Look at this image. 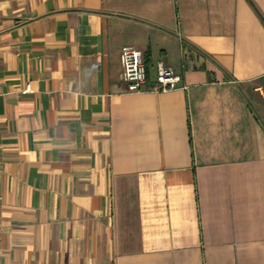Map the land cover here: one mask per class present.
I'll list each match as a JSON object with an SVG mask.
<instances>
[{"label": "crops", "instance_id": "obj_1", "mask_svg": "<svg viewBox=\"0 0 264 264\" xmlns=\"http://www.w3.org/2000/svg\"><path fill=\"white\" fill-rule=\"evenodd\" d=\"M0 264H264V0H0Z\"/></svg>", "mask_w": 264, "mask_h": 264}, {"label": "built area", "instance_id": "obj_2", "mask_svg": "<svg viewBox=\"0 0 264 264\" xmlns=\"http://www.w3.org/2000/svg\"><path fill=\"white\" fill-rule=\"evenodd\" d=\"M120 78L126 83L127 91L140 92H166L175 88H184L180 85L181 75L171 66L162 61L156 62V72L151 85L145 87L147 81V68L142 53L136 48L124 45L119 50ZM31 92L27 85L20 90L21 94Z\"/></svg>", "mask_w": 264, "mask_h": 264}, {"label": "trees", "instance_id": "obj_3", "mask_svg": "<svg viewBox=\"0 0 264 264\" xmlns=\"http://www.w3.org/2000/svg\"><path fill=\"white\" fill-rule=\"evenodd\" d=\"M144 63H145V65L147 66V62H146V59L144 58Z\"/></svg>", "mask_w": 264, "mask_h": 264}]
</instances>
